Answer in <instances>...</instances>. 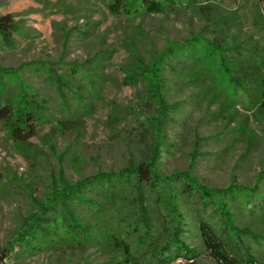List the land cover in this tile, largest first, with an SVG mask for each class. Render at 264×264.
I'll return each instance as SVG.
<instances>
[{"label": "rangeland", "instance_id": "rangeland-1", "mask_svg": "<svg viewBox=\"0 0 264 264\" xmlns=\"http://www.w3.org/2000/svg\"><path fill=\"white\" fill-rule=\"evenodd\" d=\"M110 1L0 0V18L12 15L16 23L11 45L0 38V66L16 69L38 63L23 77L47 108L34 137L24 145L12 141L0 122L1 248L15 237L24 218L37 212L38 202L56 186L60 168L65 179L76 182L126 168L131 159L142 161L150 154L153 135L145 120L153 115L152 104L141 83L123 84L126 70L138 60L150 62L167 44L198 36L247 55L252 52L258 65L264 57V1L175 0L176 8L137 18L112 14ZM39 63L55 70L71 89L67 84L61 90L53 86ZM171 64L164 73L167 100L182 105L164 129L160 172L190 170L211 188L235 182L256 190L251 204L241 196L228 200L229 211L235 227L258 236L233 235L234 240L264 264V112L243 94L232 100L220 87L211 89L208 75L192 71L187 61ZM74 66L90 79L72 78ZM131 195L136 197L135 192ZM149 200L157 203L152 195ZM74 210L90 240L67 234L68 223L57 208L44 230L35 233V241L13 253L6 264H110L121 257L114 238L144 264H157L161 256L173 259L172 264H186L183 258L175 259L176 252L183 255L186 248L196 254L197 264H216L183 199L176 205L177 215L166 210L153 217L151 234L129 227L126 211L119 208L111 207L101 217L80 207Z\"/></svg>", "mask_w": 264, "mask_h": 264}, {"label": "trees", "instance_id": "trees-1", "mask_svg": "<svg viewBox=\"0 0 264 264\" xmlns=\"http://www.w3.org/2000/svg\"><path fill=\"white\" fill-rule=\"evenodd\" d=\"M263 1L257 0L261 3ZM172 7L176 8L175 0H111L108 3L112 14H124L132 18L143 14H163ZM259 16L262 18L261 14ZM15 31L16 23L12 15L0 18V38L5 45H11ZM245 54L237 47H224L220 43L198 36L180 44H167L150 62L138 60L132 68L127 69L123 84L129 86L141 83L146 101L152 104L153 115L145 120L153 135L150 154L142 161L131 159L126 168L101 171L76 182L65 179L60 168L56 186L48 196L38 202L37 212L28 214L21 222L15 237L4 248L0 247V264H6L13 253L24 250L34 242L35 233L44 230L48 215H52L57 208L68 223L67 234L87 241L90 240L89 233L74 209L80 207L88 210L92 216L101 217L111 207L119 208V211H126L123 216L127 217L125 220L129 219V227L134 230L142 227L146 234H151L155 228L153 217L161 216L159 213L166 210H172L177 215L176 205L181 199L187 201L192 208L203 246L214 263L258 264L234 240L233 235L254 239L258 236L248 229L241 231L234 226L228 201H234L236 196H241L251 204L250 197L255 195L256 190L248 191L235 182L223 188H211L200 183L190 170L165 175L158 167L166 146L165 126L174 114L179 113L182 105V102L170 104L167 100L165 69L172 67L173 62L187 61V64L192 66V71L199 69L208 75L211 89L220 87L223 93L226 92V97L232 100L243 94L250 98L257 111L264 112V57L258 65L251 56L254 55L252 52L251 55ZM39 64L43 70H47L48 81L53 86L61 90L67 84L66 89H71L68 81L62 79L55 70L48 68L44 63ZM32 66L36 68L38 63L25 64L16 69L0 66V96H4L0 107V122L9 133L10 139L23 145L34 137L40 118L45 117L47 113L46 105L38 91L23 77ZM77 75H80V80L90 79L89 75L79 71L78 66H74L70 76L74 78ZM131 192H135L136 197H132ZM149 195H152L157 203H149ZM262 205L261 203L255 206ZM174 233L177 234L178 231ZM113 241L115 252H120L121 257L110 261V264H144L132 257L126 244L116 242L115 238ZM172 242L176 244L174 240ZM175 247H178V250L183 249L181 245ZM180 254L181 252L177 251L175 259L183 258L186 264H197L196 254L188 248L184 250L183 255ZM172 262L173 259L167 257L161 256L157 259V264Z\"/></svg>", "mask_w": 264, "mask_h": 264}]
</instances>
